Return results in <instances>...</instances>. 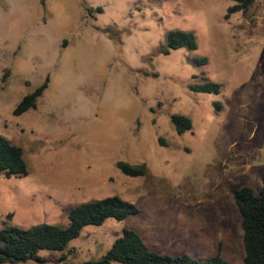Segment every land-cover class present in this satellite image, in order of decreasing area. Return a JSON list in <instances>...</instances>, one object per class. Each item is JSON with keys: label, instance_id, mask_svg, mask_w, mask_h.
Instances as JSON below:
<instances>
[{"label": "rangeland", "instance_id": "374dc122", "mask_svg": "<svg viewBox=\"0 0 264 264\" xmlns=\"http://www.w3.org/2000/svg\"><path fill=\"white\" fill-rule=\"evenodd\" d=\"M231 3L0 0V135L21 147L27 167L0 173V227L64 226L70 207L106 196L137 207L83 226L63 250H39L41 263L16 264H82L123 228L157 253L218 250L242 264L231 189L258 193L264 179V0L224 18ZM170 29L191 31L196 48L163 54ZM45 76L34 107L13 115ZM203 78L220 90L188 89ZM173 113L190 129L177 134ZM116 161L147 171L127 176Z\"/></svg>", "mask_w": 264, "mask_h": 264}, {"label": "trees", "instance_id": "16d2710c", "mask_svg": "<svg viewBox=\"0 0 264 264\" xmlns=\"http://www.w3.org/2000/svg\"><path fill=\"white\" fill-rule=\"evenodd\" d=\"M226 8L224 18L234 12L245 13L254 0H231ZM185 47L196 48L195 35L191 31L170 29L165 36V48L169 50ZM196 64H205V58H197ZM155 76V74H153ZM48 77L31 92L24 94L12 109L13 115H18L33 108L37 98L47 86ZM193 92L217 93L220 84L206 80L198 84H189ZM169 121L177 134L189 130L190 119L182 114L173 113ZM115 167L124 175L141 176L147 170L144 163L129 164L116 161ZM0 173L5 177L25 175L27 167L20 146L13 144L0 135ZM231 195L240 216L241 241L243 248L242 264H264V179L258 193L250 186H240L231 189ZM137 212V207L118 196H106L80 202L67 211V223L64 226L37 223L22 228L14 225L0 227V264H16L27 261L41 263L44 259L38 257L39 250H63L68 241L77 237L83 226L100 225L106 218L122 220ZM227 264L218 250L215 255L207 258H192L186 253L165 254L150 249L141 236L131 228H123L109 248L96 259H90L82 264Z\"/></svg>", "mask_w": 264, "mask_h": 264}]
</instances>
